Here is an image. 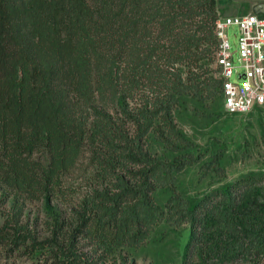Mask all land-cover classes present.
<instances>
[{
  "label": "trees",
  "instance_id": "16d2710c",
  "mask_svg": "<svg viewBox=\"0 0 264 264\" xmlns=\"http://www.w3.org/2000/svg\"><path fill=\"white\" fill-rule=\"evenodd\" d=\"M220 16L218 0H0V183L14 199L0 246L38 243L19 215L40 200L52 225L42 244L61 264H87L78 236L137 247L164 219L190 224L186 264L264 258V172L202 198L177 185L197 158L181 153L192 143L174 116L190 93L224 101L211 68ZM84 159L96 186L74 203L68 178Z\"/></svg>",
  "mask_w": 264,
  "mask_h": 264
},
{
  "label": "rangeland",
  "instance_id": "374dc122",
  "mask_svg": "<svg viewBox=\"0 0 264 264\" xmlns=\"http://www.w3.org/2000/svg\"><path fill=\"white\" fill-rule=\"evenodd\" d=\"M218 1L221 16L257 13L264 3V0ZM228 37L234 52V70L242 73L244 68L239 60L238 25L229 26ZM211 68L218 77L220 68L217 62H212ZM232 81L240 83L241 80L235 73ZM174 117L178 128L192 143L190 149H184L181 153L190 151L197 158L177 174L178 189L183 195L202 198L250 172H264V122L261 111L230 114L224 108L222 97L211 103V98L199 100L190 93ZM153 150L162 158L172 159L179 154L158 144H154ZM75 171L68 178V185L71 184L69 195L74 203L96 186L91 178L92 168L88 160L84 159ZM155 196L157 202L166 207L168 192L158 190ZM13 200V196L0 183V225L13 212ZM57 207L64 218L70 216L66 209L68 202H59ZM19 219L38 243L33 244L28 239L13 250L9 246H0V264H61L63 257L57 259V247L42 244L52 236L51 216L44 201L25 202ZM66 230L67 227L63 229ZM189 235V223L179 224L173 219H164L149 231L148 238L137 247H116L109 251L84 236H78L74 245L87 264H186ZM243 264H264V258Z\"/></svg>",
  "mask_w": 264,
  "mask_h": 264
},
{
  "label": "built area",
  "instance_id": "2783aa9c",
  "mask_svg": "<svg viewBox=\"0 0 264 264\" xmlns=\"http://www.w3.org/2000/svg\"><path fill=\"white\" fill-rule=\"evenodd\" d=\"M239 26V60L244 68L234 70V52L228 28ZM215 32L219 39L216 62L223 78L224 108L230 114H249L261 111L264 122V3L257 13L220 16ZM237 74L240 83L232 77Z\"/></svg>",
  "mask_w": 264,
  "mask_h": 264
}]
</instances>
